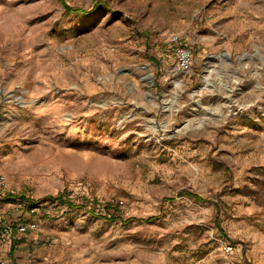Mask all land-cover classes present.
I'll return each instance as SVG.
<instances>
[{
  "label": "rangeland",
  "instance_id": "obj_1",
  "mask_svg": "<svg viewBox=\"0 0 264 264\" xmlns=\"http://www.w3.org/2000/svg\"><path fill=\"white\" fill-rule=\"evenodd\" d=\"M0 178V264H264V0H0Z\"/></svg>",
  "mask_w": 264,
  "mask_h": 264
},
{
  "label": "built area",
  "instance_id": "obj_2",
  "mask_svg": "<svg viewBox=\"0 0 264 264\" xmlns=\"http://www.w3.org/2000/svg\"><path fill=\"white\" fill-rule=\"evenodd\" d=\"M168 42L171 45L174 54H175V61L176 66L179 71L182 73L189 72L192 69L193 65V49L192 47L187 43L186 39L180 35L179 33H171L168 38ZM4 184V181L2 178H0V186ZM21 205V202L18 203L17 207ZM35 208L31 207L30 211H34ZM17 230L19 232H27L30 229H34L37 226V221L35 218H31L28 220H20L17 224ZM3 228L5 232H9L12 230V225L10 223H4ZM224 247L226 250L231 249V245L224 244ZM3 262V261H1Z\"/></svg>",
  "mask_w": 264,
  "mask_h": 264
},
{
  "label": "trees",
  "instance_id": "obj_3",
  "mask_svg": "<svg viewBox=\"0 0 264 264\" xmlns=\"http://www.w3.org/2000/svg\"><path fill=\"white\" fill-rule=\"evenodd\" d=\"M67 6V5H66ZM68 7V6H67ZM77 10H82V9H77ZM62 197V193H58V195L56 196V197H52V198H61ZM51 198V197H50ZM69 204H70V206H74L73 205V203L72 202H70L69 201ZM110 218H115V216L114 215H112V216H110ZM153 218H155V216L154 215H150V216H148V217H146V219H142V220H151V219H153ZM136 218H134V217H127V218H125L124 219V221H131V220H135Z\"/></svg>",
  "mask_w": 264,
  "mask_h": 264
},
{
  "label": "bare ground",
  "instance_id": "obj_4",
  "mask_svg": "<svg viewBox=\"0 0 264 264\" xmlns=\"http://www.w3.org/2000/svg\"><path fill=\"white\" fill-rule=\"evenodd\" d=\"M222 57V54H220V58ZM210 71V69H206V72ZM204 81L208 80V74H204ZM181 80H175V85L178 86Z\"/></svg>",
  "mask_w": 264,
  "mask_h": 264
}]
</instances>
